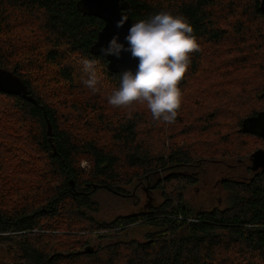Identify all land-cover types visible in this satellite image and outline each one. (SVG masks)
Here are the masks:
<instances>
[{"label": "trees", "instance_id": "obj_1", "mask_svg": "<svg viewBox=\"0 0 264 264\" xmlns=\"http://www.w3.org/2000/svg\"><path fill=\"white\" fill-rule=\"evenodd\" d=\"M78 1L0 0V70L27 91V99L0 93V264H264V174L248 167L264 139L245 127L264 113L260 0H125L133 20L169 12L193 27L199 49L178 86L186 115L199 124L182 129L153 120L145 107L144 118L126 117L105 99L77 96L83 57L113 90L122 75L95 53L103 22ZM204 61L215 63L212 71L195 75ZM189 76L198 94L185 90ZM207 157L226 165L223 210H192L184 201L182 191L198 180L185 171ZM167 170L180 174L160 178ZM135 181L160 187L163 202L97 222L95 193L118 197ZM134 228H144L140 239L129 237ZM107 233L124 235L84 252L90 238Z\"/></svg>", "mask_w": 264, "mask_h": 264}, {"label": "clouds", "instance_id": "obj_2", "mask_svg": "<svg viewBox=\"0 0 264 264\" xmlns=\"http://www.w3.org/2000/svg\"><path fill=\"white\" fill-rule=\"evenodd\" d=\"M127 19L117 22L122 27ZM113 37L107 48H101L106 56L120 57L122 51L138 58L135 73L126 71L119 77V85L107 97L113 108L143 105L153 120L165 124L175 122L182 103L180 81L190 67V54L199 49L191 24L181 16L160 12L148 19L136 21L125 40L128 47ZM82 84L93 94L102 87V76L94 59H80ZM88 167V161H81Z\"/></svg>", "mask_w": 264, "mask_h": 264}, {"label": "rangeland", "instance_id": "obj_3", "mask_svg": "<svg viewBox=\"0 0 264 264\" xmlns=\"http://www.w3.org/2000/svg\"><path fill=\"white\" fill-rule=\"evenodd\" d=\"M25 20L28 19L25 18ZM224 51L226 52V50ZM207 58H209V56H207L204 59ZM214 61L215 60H213L212 62ZM212 62L204 61L195 75L211 72L212 71L211 66L215 65V63ZM253 71H254L253 69L250 70L251 73ZM100 74L102 76L101 90L98 93L93 94L82 84L81 77L84 75V73L83 72L81 73L80 77L78 78V80L80 81L77 83V88L75 90V93L77 94V96H79L80 99L83 98L88 99V98L96 97L98 99H105L107 101V97L113 91V87L110 85L109 81L103 76L101 72ZM193 79L194 77L189 76V81L187 82V86L185 87V90L187 89L188 93L195 95L198 94V92H197V88H195L194 81H192ZM261 81L264 82V79H261ZM186 105H188L186 104V98L182 96V103H181L182 112H179L177 114L175 122L172 123L173 125H178L177 126L178 129H182V127H188L189 124L191 123L199 124L194 115L192 116L186 115L185 112ZM212 107L213 106L209 104L208 106L209 110ZM115 111L120 114H124L126 117H132L133 115L138 114L137 116H141L144 118L143 112H145V108L143 105H133L131 107H126V108H116ZM143 121L142 122L139 121L140 128H143L145 126ZM157 127L164 129L163 124H159ZM181 141H185V140H183L182 138H178L176 139L175 144ZM165 142L166 144H169V142L173 144V141H167L166 139ZM256 146L257 143L255 144V147ZM216 149L218 150L215 153H221L224 151V149L220 147H217ZM205 160H209L207 164H203V165L198 164L199 165L198 166L196 163H193L192 168L185 171V176L188 177L194 176V178L195 176L198 177V180L194 185L188 186L182 191L185 204L190 209L197 211L209 210L215 207L223 210L230 203L229 200L230 195L228 191L226 192L222 188L223 180L225 178L223 172L225 171L226 165L217 164L216 161H213L215 160V158L212 157H207L205 158ZM80 168L84 170L85 173H87L89 170V166L81 167V164H80ZM239 171L240 170H238L236 173L240 175L241 173ZM178 173L179 171L177 170L174 172L167 170L166 172L161 173L159 177L161 178L166 174L177 175ZM148 188L149 186L142 183H137L135 181L131 186L124 188V193L119 195L118 197L115 194L112 195L103 190H98L94 195V200L98 204L99 212L97 213V215L94 216V219L99 223H103V222H109L119 215L125 216V215L135 214L138 212L145 214L148 207L150 208L151 206H157L163 202V197H162L163 190L160 187L158 191L151 189L149 190ZM165 191L167 192V190ZM143 229L144 228L142 229L134 228L132 230H129L128 231L129 237H136L137 239H140L143 236L142 235ZM123 235L124 233H107L106 236H104L103 238H97V237L90 238V240L87 243V248H90L92 251L97 250L101 246H105L107 244L116 242L117 240H119V238H122ZM34 236L30 235V237H34ZM2 248L8 252L11 251V246L3 245ZM83 263L86 264L85 262Z\"/></svg>", "mask_w": 264, "mask_h": 264}, {"label": "water", "instance_id": "obj_4", "mask_svg": "<svg viewBox=\"0 0 264 264\" xmlns=\"http://www.w3.org/2000/svg\"><path fill=\"white\" fill-rule=\"evenodd\" d=\"M260 2V6L263 8L264 0H260ZM78 5L85 14L103 22V27L97 33L94 48L95 53L107 61L108 70L115 74H123L126 71L135 73L138 58H133L130 52L122 51L119 58L106 56L101 52V48H107L113 37H118V42L124 44L125 48L128 47L125 37L137 20L129 17V8L125 0H79ZM123 17L127 20L122 27L118 28L117 22ZM0 93L27 99V91L19 79L2 70H0ZM28 100L32 101L30 98ZM260 115L246 121L245 127L249 132L264 139V113ZM248 162L252 173L264 174V149H258L251 153ZM84 252L90 254L92 250L86 248Z\"/></svg>", "mask_w": 264, "mask_h": 264}, {"label": "flooded vegetation", "instance_id": "obj_5", "mask_svg": "<svg viewBox=\"0 0 264 264\" xmlns=\"http://www.w3.org/2000/svg\"><path fill=\"white\" fill-rule=\"evenodd\" d=\"M226 180H227V178H226Z\"/></svg>", "mask_w": 264, "mask_h": 264}]
</instances>
